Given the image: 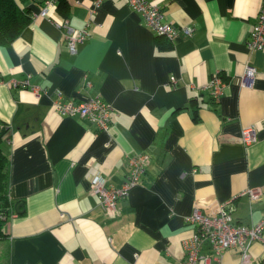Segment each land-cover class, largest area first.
Masks as SVG:
<instances>
[{"label":"crops","instance_id":"crops-1","mask_svg":"<svg viewBox=\"0 0 264 264\" xmlns=\"http://www.w3.org/2000/svg\"><path fill=\"white\" fill-rule=\"evenodd\" d=\"M45 1L16 0L31 20L0 45L1 146L14 204L0 264H179L194 207L211 214L231 200L232 223L264 218V49L247 47L262 0H151L165 22L193 28L170 40L125 0H104L94 13V0H67L68 24L90 33L75 54L38 15ZM53 1L51 12L65 17ZM248 63L258 71L251 86L242 84ZM213 73L224 81L218 101L204 86ZM96 96L112 107L107 131L54 108ZM248 125L257 139L245 145ZM135 153L149 157L141 183L109 214L90 178L98 172L119 187ZM202 252L213 255L208 243ZM211 264H241L240 249ZM243 264H264V245L253 242Z\"/></svg>","mask_w":264,"mask_h":264},{"label":"built area","instance_id":"built-area-1","mask_svg":"<svg viewBox=\"0 0 264 264\" xmlns=\"http://www.w3.org/2000/svg\"><path fill=\"white\" fill-rule=\"evenodd\" d=\"M104 0H94L90 13ZM129 7L134 10L142 19V22L151 32L158 37L173 39L178 35L191 36V26L176 27L163 20V12L160 6L151 0H125ZM53 0H46L39 16L49 19L56 27L62 30L66 40V47L70 54L77 52V47L82 44L90 35L88 27L74 29L68 24L66 17H56L51 12ZM247 47L250 51L264 49V0L256 14V22L247 40ZM257 68L253 64H246L242 75V84L251 86L257 74ZM23 86L28 84L25 80ZM211 97L218 101L222 94L224 81L218 73H213L204 85ZM34 90V88H33ZM61 97V93H57ZM55 110L62 116H80L97 126L99 130L107 131L111 119V105L103 98L96 96L75 103L67 101L54 103ZM257 139L255 125H248L241 130L239 140L245 144H251ZM148 155L135 153L128 156L127 172L123 183L119 187L110 185L101 173H94L90 178V190L96 195L98 204L102 210L109 214H116L118 201L126 197L131 189L141 183L145 173ZM247 193L252 200L259 198V190L249 189ZM232 210L231 200L217 205L214 213L205 214L198 207H194L191 213L184 217V222L192 225V233L183 240V258L179 264H211V258L220 257V253L231 247L240 249V263L247 261L249 249L253 242L258 241L264 245V218L258 223L246 225L232 223L230 212ZM208 243L213 255L203 253L204 244Z\"/></svg>","mask_w":264,"mask_h":264},{"label":"trees","instance_id":"trees-1","mask_svg":"<svg viewBox=\"0 0 264 264\" xmlns=\"http://www.w3.org/2000/svg\"><path fill=\"white\" fill-rule=\"evenodd\" d=\"M58 10L66 17L67 0H57ZM31 15L18 5L16 0H0V45L12 42L29 24ZM5 125L0 127V238L5 236L4 225L14 210L8 195L7 168L8 158L2 150Z\"/></svg>","mask_w":264,"mask_h":264},{"label":"water","instance_id":"water-1","mask_svg":"<svg viewBox=\"0 0 264 264\" xmlns=\"http://www.w3.org/2000/svg\"><path fill=\"white\" fill-rule=\"evenodd\" d=\"M22 206V204H18L17 206H16V211L17 212H21L20 210H19V208Z\"/></svg>","mask_w":264,"mask_h":264}]
</instances>
